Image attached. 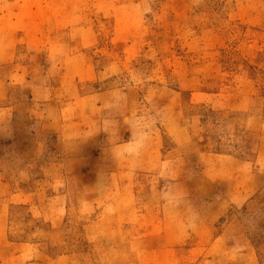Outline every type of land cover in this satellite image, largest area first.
I'll return each mask as SVG.
<instances>
[{
  "label": "rangeland",
  "instance_id": "rangeland-1",
  "mask_svg": "<svg viewBox=\"0 0 264 264\" xmlns=\"http://www.w3.org/2000/svg\"><path fill=\"white\" fill-rule=\"evenodd\" d=\"M0 264H264V0H0Z\"/></svg>",
  "mask_w": 264,
  "mask_h": 264
}]
</instances>
